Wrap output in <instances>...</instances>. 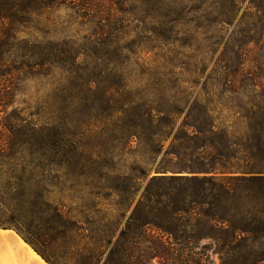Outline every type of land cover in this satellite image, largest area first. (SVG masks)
I'll return each mask as SVG.
<instances>
[{
    "label": "trees",
    "instance_id": "1",
    "mask_svg": "<svg viewBox=\"0 0 264 264\" xmlns=\"http://www.w3.org/2000/svg\"><path fill=\"white\" fill-rule=\"evenodd\" d=\"M152 1L154 5L139 23L142 34L151 36L147 40L165 47L178 44L175 47L179 50L172 51L169 59L171 64L178 57L186 58L188 49L203 50L205 55L201 57L202 70L195 66V70L154 73L158 94L136 95L139 90L134 93L128 89L123 84L124 74L115 70L123 51H133L132 44L120 45L129 35L122 31L126 29L123 23L129 24L122 4L126 0H0V24L10 23L1 27L2 43L6 46L11 39L22 37L24 32L16 23L37 19L46 6L52 9L56 4H67L79 27L88 29L81 37L83 43L79 45L72 36L61 42L22 39L21 60L14 69L56 71L54 92L59 96L55 95L54 106L60 112L66 103L84 104L88 114L96 112L115 120L114 130L124 134L130 146L135 143L152 155L164 150L166 160L180 162L178 173L201 175H168V167L158 165L111 246L114 234L108 236L103 231L82 244L89 222H84L81 213L73 214L77 210L64 211L48 201L41 204L53 211L56 226L36 225L42 233L37 238L30 231L31 238L14 230L49 264L55 263L45 250L58 239L71 243L68 247L75 264H99L105 255L103 264H153L155 259L159 264H215V256L229 258L222 264L264 262V249L197 244L201 237L214 238L218 228L231 232L233 240L237 231H242L229 217L227 203L243 197L264 201V0H247L244 8L246 0ZM197 35L205 36L207 46L197 44ZM218 50L201 90L193 97L204 69ZM86 53L96 60L92 68L80 62ZM12 62L0 57L1 69H9ZM166 88L174 94L160 92ZM96 106L100 108L96 110ZM61 117L53 118L48 128L50 142H43V137L25 139L22 130L5 127L9 136L0 138V156L10 157L17 147L33 144L63 153L67 128ZM92 155L93 160L82 162L84 168L98 164L107 152L103 149ZM150 171L134 167L129 175L118 174L106 184L101 183L104 175L100 174L102 180L93 189L100 197L109 192L114 198L112 205L124 217L138 193V181ZM48 232L54 235L50 238Z\"/></svg>",
    "mask_w": 264,
    "mask_h": 264
},
{
    "label": "rangeland",
    "instance_id": "2",
    "mask_svg": "<svg viewBox=\"0 0 264 264\" xmlns=\"http://www.w3.org/2000/svg\"><path fill=\"white\" fill-rule=\"evenodd\" d=\"M147 1L148 3L145 0H126L122 3L126 8V17L129 19L128 25L123 23L126 29L122 31L128 32L129 35L124 37L120 45L132 44L133 51L124 50L121 58H117L119 66L115 68L120 75L124 74L126 81L123 84L134 93L139 90L135 94L141 97L158 94V87L153 85L154 73L160 75L168 70L175 72L195 70V66L198 70H202L201 57H205L203 50L197 52L195 48H192L186 50V58L178 57L177 62L171 64L169 59L173 57L172 51L179 50L175 47L178 44L165 47L148 41L147 37L151 36L142 34L140 19L155 3L152 0ZM246 4L247 0L243 8ZM39 15L37 19L34 17L29 23H16L17 29L24 33L21 34L22 37L19 35V40L11 39L6 46L2 43L1 27L9 26L10 23L5 21L7 25L0 24V57L14 61L7 70L4 68L2 70L0 67V138L9 136L8 129L5 127L14 126L17 132L22 130L25 139L43 137V142L46 140L50 142L48 128L52 119L57 118L59 114L67 128V147L64 148L63 153L59 151V154H55L50 147L33 144L31 147H17L14 150L15 154L10 157L0 156V229L19 230L24 233V236L31 238L27 232L30 231L37 238L42 233L37 232L36 225L41 223L46 226L57 225L58 220L53 211H47L41 204L43 201H48L54 206H62L64 211L77 210L73 214L81 213L85 218L84 222H89V225L85 227L87 231L83 233L86 238L82 244H88L90 242L88 237H97L100 234L99 231H103L108 236L114 234L111 246L124 228L126 219L150 178L156 174L155 168L158 165L167 166L168 175L201 174L185 171L178 173L180 162L166 160L164 150L158 155H152L142 148H137L135 143L130 146L124 134L114 130L115 120H108L106 115L96 112L88 114L84 104L66 103L61 107L62 112H60L59 107L54 106L55 95L57 98L59 96L58 92L56 94L54 92L56 86L54 83L58 78L55 76L56 71L51 74L47 70H15L14 67L17 66L15 64L20 63L21 60L22 39L39 42L54 39L61 42L72 36V40L81 45L82 35L88 32L87 27L81 29L75 22L76 16H73L67 4L59 3L52 9L46 6ZM193 26L190 25L189 28L193 29ZM198 33L203 34L201 30ZM204 38L205 36L197 35V44L201 48L208 44L203 40ZM174 47L175 49H172ZM219 51L204 69L206 71L199 85L194 89L193 97L201 90L202 83L210 73ZM193 55H198L197 59L189 60V57ZM95 61V58L88 53L80 57V62L90 67ZM181 62L185 64L182 65ZM110 72L113 75V72ZM160 92H164L166 96L174 94V91L171 92L169 88L162 89ZM99 108L96 106V110ZM181 120L182 118L179 119L177 126ZM171 137L165 143V147L169 145ZM103 149L107 152L106 158L97 161L98 164L83 167V161L93 160L92 154L99 153ZM62 154L72 164H67ZM99 164L104 167V170H99ZM134 167L146 171L151 169V171L144 180L138 181V193L134 202L124 217H121L123 212L116 211L112 205L114 198L109 196V192H103L100 197L99 191L93 189V186L98 185L102 180L99 177L100 174L104 175V181L102 180L101 183L106 184V182L114 181V177L118 174L129 175ZM83 174L86 176H82ZM89 193L96 195L89 196ZM226 206L229 217L242 231H237L236 238L233 240L231 232L218 228L213 232L214 238L201 237L197 240V244L200 247L211 245L213 248L226 244L240 248L245 246L254 250L264 249V201L255 202L243 197L227 203ZM47 234L50 238L54 235L51 232ZM107 239L109 237L105 239L104 244H107ZM66 241L68 239H58L55 244L49 245L45 250L55 264H75L74 253L68 247L71 243ZM105 257L106 255L99 264L104 263ZM228 260V257H223L222 260L218 256L214 257L215 264L226 263ZM153 264H159V259H155Z\"/></svg>",
    "mask_w": 264,
    "mask_h": 264
},
{
    "label": "crops",
    "instance_id": "3",
    "mask_svg": "<svg viewBox=\"0 0 264 264\" xmlns=\"http://www.w3.org/2000/svg\"><path fill=\"white\" fill-rule=\"evenodd\" d=\"M0 264H49L11 228L0 229Z\"/></svg>",
    "mask_w": 264,
    "mask_h": 264
}]
</instances>
